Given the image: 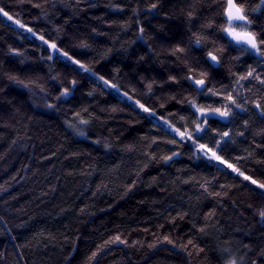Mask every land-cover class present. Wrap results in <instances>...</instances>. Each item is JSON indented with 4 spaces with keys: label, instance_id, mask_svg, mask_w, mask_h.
Segmentation results:
<instances>
[{
    "label": "clouds",
    "instance_id": "9594fccd",
    "mask_svg": "<svg viewBox=\"0 0 264 264\" xmlns=\"http://www.w3.org/2000/svg\"><path fill=\"white\" fill-rule=\"evenodd\" d=\"M0 264H264V0H0Z\"/></svg>",
    "mask_w": 264,
    "mask_h": 264
}]
</instances>
